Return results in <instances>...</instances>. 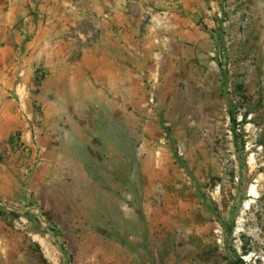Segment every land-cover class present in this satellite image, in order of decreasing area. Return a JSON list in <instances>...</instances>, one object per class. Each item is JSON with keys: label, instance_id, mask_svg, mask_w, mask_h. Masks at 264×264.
Listing matches in <instances>:
<instances>
[{"label": "rangeland", "instance_id": "1", "mask_svg": "<svg viewBox=\"0 0 264 264\" xmlns=\"http://www.w3.org/2000/svg\"><path fill=\"white\" fill-rule=\"evenodd\" d=\"M207 12L190 53H162L161 71L170 37L156 12L150 31L101 47L113 78L133 70L105 102L99 84L88 103L56 78L108 41L101 22L93 38L85 23L58 37L53 67L32 48L26 79L0 96V119L29 124L26 138L0 132V264H264V0H208ZM15 27L0 60L17 64L35 35Z\"/></svg>", "mask_w": 264, "mask_h": 264}, {"label": "crops", "instance_id": "2", "mask_svg": "<svg viewBox=\"0 0 264 264\" xmlns=\"http://www.w3.org/2000/svg\"><path fill=\"white\" fill-rule=\"evenodd\" d=\"M207 6L208 0H0V29L4 31L0 52L9 53L12 47L15 48L16 42L20 41L15 26L22 20L25 25L24 34L35 35L33 42L29 40L23 43L24 56L21 63L16 64L5 56L1 58L0 96L10 95L9 90L15 88L17 74H21L26 79L25 76L32 65L33 47L38 46L34 52L38 51L41 58L45 56L49 67H53L51 55L62 51L61 41H57V38L70 36L71 30L84 23L88 29L87 36L93 38L96 36L97 21L101 22L100 35L108 41L102 46L92 41L82 49L83 55L80 60L64 61L59 64L64 70L61 75L56 76V72H53L50 78L56 76L59 78L58 83L72 85L73 96L88 103L95 102L94 86L97 84L103 86L99 90L101 94L98 98L104 102L106 99L110 100L109 97L117 91L119 95L124 96L129 72L133 70L124 67L123 72L120 71L118 77L113 78L109 62L104 61V58L103 64L95 60L96 58L100 60L96 53L101 47L105 48L113 37L119 38L122 44L121 42L129 37L138 36L143 29L150 31L154 25L149 26L145 23L144 13L150 11L154 15L156 12L157 16L154 19L159 21V25L161 24L157 26L161 36L169 34L170 37L169 42L166 44L161 42L157 50L159 60L156 69L161 71L164 68L162 53H169L171 57L169 59L175 60L177 57L180 58L181 53H183L182 57L190 53L193 34L199 33L201 26L198 23L207 15ZM33 8L34 11L37 9V15L33 14ZM166 24L168 27L163 28ZM177 43L180 47L175 49ZM124 65L126 66L125 63ZM7 70L8 74L3 75ZM50 78L44 82L45 85L50 83ZM112 83L119 84V90L112 92ZM19 115L14 111H5L4 117L0 119V132H7L9 137L12 132L21 129L24 137H28L26 132L29 124L25 116L21 120ZM7 142L5 147L11 153L15 145L9 141V138ZM44 159L50 163L56 161L58 157L49 151L45 152Z\"/></svg>", "mask_w": 264, "mask_h": 264}, {"label": "built area", "instance_id": "3", "mask_svg": "<svg viewBox=\"0 0 264 264\" xmlns=\"http://www.w3.org/2000/svg\"><path fill=\"white\" fill-rule=\"evenodd\" d=\"M0 205H5V202H0Z\"/></svg>", "mask_w": 264, "mask_h": 264}]
</instances>
